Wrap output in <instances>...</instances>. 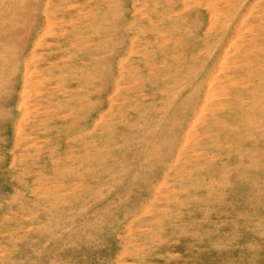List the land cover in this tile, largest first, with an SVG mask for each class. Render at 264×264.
Listing matches in <instances>:
<instances>
[{"label": "rangeland", "instance_id": "1", "mask_svg": "<svg viewBox=\"0 0 264 264\" xmlns=\"http://www.w3.org/2000/svg\"><path fill=\"white\" fill-rule=\"evenodd\" d=\"M157 4L142 1L139 19L149 18L150 9ZM215 6L219 13L211 23L212 30L223 26L230 11L222 1ZM56 9L61 13L64 7ZM262 9L253 6L250 15L241 20L236 40L227 46L231 45L230 56L216 62L219 86L214 90L218 95L213 90L208 99L199 100L194 112H187L183 138V131L179 134L175 126L178 117L171 111L179 108L176 97L184 86L175 93L172 87V93L158 103L159 112L129 117L136 116L137 112L130 111L137 104L127 94L132 90L146 99L141 92L142 78H138V70L131 72L128 61L138 49L144 52L150 47V38L142 34L134 38L140 47L121 56V63L128 65L124 75L134 74L123 84L124 112H102L93 124L98 129L91 126L87 130L90 136L97 130L96 135L106 133L105 140H109L114 120L126 125L123 131L120 127L121 136L118 133L121 143L116 162H105V150L99 148L95 136L84 143L82 132L59 133L49 125L57 112H43L50 111L49 103L39 110L34 105L36 95L43 92L30 96L23 91L28 94L23 112H5L10 105L6 102L0 106V264H264V118L239 111L235 100L238 112L222 121L220 131L205 132L214 118L231 108L226 95L250 84L247 72L264 71L259 54L232 57L233 51L258 44L264 33V22H258L264 16ZM31 13L27 29L34 25L38 29L45 23L44 17L34 21ZM12 17L9 14L10 27L15 23ZM65 28V20L50 23L42 39L53 42ZM10 29L9 33L15 31ZM18 43L2 47L0 61L10 62ZM259 47L264 44L260 42ZM45 49L29 58L27 69L23 67L27 77L40 71L36 66L45 57ZM16 73L18 68H8L4 78L9 81ZM43 78L38 79L39 91ZM19 100L17 90L14 108L20 107ZM138 107L143 106L139 103ZM57 117L64 126L71 123L66 112ZM190 123L196 127H189ZM164 151L167 157L174 153L165 158L170 168L166 181L160 179L165 170L160 165ZM215 151L220 152L221 160Z\"/></svg>", "mask_w": 264, "mask_h": 264}, {"label": "bare ground", "instance_id": "2", "mask_svg": "<svg viewBox=\"0 0 264 264\" xmlns=\"http://www.w3.org/2000/svg\"><path fill=\"white\" fill-rule=\"evenodd\" d=\"M142 1L144 0H0V52L1 48L7 47L9 43L19 42L18 48L14 50L13 59L10 62L9 60L0 61V70H2L0 106H4L6 102V106L10 105L6 111L4 110L5 112H23V109L27 108L25 100L28 94H25L30 95L35 91L40 94L43 92L42 95L39 93L36 95L34 105L39 110L40 105L49 103L50 111L47 109L43 112H57L54 119L51 116L53 122L49 125L52 124L53 128L57 127L59 133L82 132L84 143L95 136V141H99V148L105 150L103 151L105 162L109 163L112 159L116 162L121 143L118 133L121 136V130L123 131L126 125H120L117 120H114L113 136L109 140H105L106 133L100 132L96 135L97 130L94 132L95 135L90 136L87 130L91 126H94L95 130L98 129L93 124L97 120L95 117L102 116V112H110L114 115L116 112H124L121 103L125 91L123 84L133 79L134 74L124 75L123 69L127 64L121 63V56L124 51L137 50L140 47L134 38L142 34L145 39L150 38L148 40L150 47L144 52L138 49L128 61L131 72L133 69L138 70V78H142L141 92L146 94L144 96L146 99L144 100L136 92L133 93L132 90L127 94L137 104L136 110L130 111L137 112L136 116L131 114L129 117L138 118V112H159L158 103L165 100L168 93H172V87L175 86V93L177 88L184 86L183 91H180L176 97V100L181 103L178 105L179 108L171 111L178 117L175 126L177 125L179 134L183 131L180 135V138H183L188 125L185 119L187 112H194L199 100L202 102L205 97L208 99V95L212 96V91L219 86L218 74H215L218 70L216 62L222 56L227 57L230 54L231 45L229 49L227 46L239 32L241 20L251 12L252 7H263L264 11V0H150V3L158 1V4L150 9L149 18L139 19ZM217 1L224 2L227 5L225 10L230 11L225 17L223 26L212 30L211 23L219 13L215 6ZM228 1H231V4L228 5ZM59 5L64 7L61 13L56 9ZM43 9H45L44 12ZM29 13L32 14L34 21L44 17L45 23L38 29L34 25V28L28 30L26 22L30 17ZM9 14L13 15L12 18L15 21L11 27L8 22ZM63 20L67 21V28L63 29L61 34L58 31L52 32L53 36L58 33L56 40L48 42L49 40L42 39L46 36L50 23ZM262 21L264 22V16L260 15L258 22ZM9 29L15 31L9 33ZM260 36L257 45L233 51L232 57H243V53L251 55L255 53L259 54L258 59L264 64V47L262 49L259 47L260 42L264 44V33ZM42 47L46 48V52L45 57L41 56V61L39 60L41 63L37 62L36 67L40 71L37 70L38 74L35 77H32L31 73L27 77L23 67L26 68L25 64L29 58L41 52ZM13 67L18 68V73L8 81L4 78L6 70ZM21 72L23 82L19 83L17 79L21 77L19 76ZM39 73H42V76ZM247 75V81L250 84L237 93L226 95V101L232 105L231 108L228 112L219 114V118H214L207 125L206 133L213 134L220 131L222 121H227L234 116L235 112H238L235 108V100H238L239 111L250 112L258 118H264V71L262 73V71L249 70ZM43 76L45 77L42 80L44 86H41L39 91L38 79H42ZM46 76L49 77L46 78ZM214 81L217 84L210 85ZM7 88H11L12 91H8ZM17 90H19L20 107L16 105L14 108ZM214 92L217 94L216 90ZM139 103L143 106L141 109L138 107ZM23 105L25 108L22 107ZM60 112H66V116L71 117V123L67 126H64L63 121H58L57 116ZM201 115L203 114L198 116ZM198 116L196 117L199 121ZM45 121L43 120V123ZM194 123H190L189 127H196ZM223 137L226 139V136ZM165 152H162V163H160L162 168H165L160 178L162 181L169 179L166 177V172L170 171L167 160L165 163V158L169 154ZM171 156H174V153H170L169 157ZM215 156L217 160L222 159L219 151ZM151 186L152 183H150Z\"/></svg>", "mask_w": 264, "mask_h": 264}]
</instances>
